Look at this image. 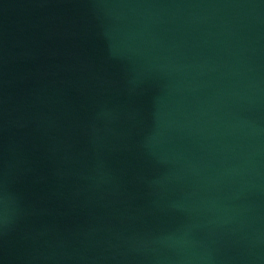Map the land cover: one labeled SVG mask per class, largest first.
I'll return each instance as SVG.
<instances>
[{
  "label": "water",
  "instance_id": "95a60500",
  "mask_svg": "<svg viewBox=\"0 0 264 264\" xmlns=\"http://www.w3.org/2000/svg\"><path fill=\"white\" fill-rule=\"evenodd\" d=\"M0 264H264V0H0Z\"/></svg>",
  "mask_w": 264,
  "mask_h": 264
}]
</instances>
